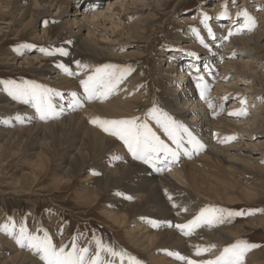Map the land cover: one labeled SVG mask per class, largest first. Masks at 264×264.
<instances>
[{"label": "bare ground", "instance_id": "bare-ground-1", "mask_svg": "<svg viewBox=\"0 0 264 264\" xmlns=\"http://www.w3.org/2000/svg\"><path fill=\"white\" fill-rule=\"evenodd\" d=\"M83 1L88 3L84 9L79 5ZM103 1H106L104 6ZM257 5L264 9V0H257ZM161 6L159 0H0V32L5 28L15 37L11 40L19 39L33 30L36 40L50 41L49 29L46 28L50 23L46 19L52 14L64 28L70 30L73 42L65 46L64 50L68 54L62 55L60 60L77 73L69 76L58 65L44 63L48 55L40 53V50L32 52V48L22 47L21 55L13 51L4 55L8 63L24 67L39 64L42 69L39 73L44 81L55 92L63 94V100L59 97L54 99L63 105L64 111L55 119L56 122L47 120L40 123L35 109L29 110V105L14 101L0 85V110L4 112L0 117H6L5 120L9 121L8 124L0 122V169L4 172L5 166L13 161L12 166L17 170L14 175L17 174L18 181L27 180L34 186L43 184V179H49L50 176L55 182L54 189L71 190V198H75L78 203L91 208L102 206L105 216L126 232L132 246L148 253L153 264H184L168 255V252H178L195 260L213 258L224 248L227 239L240 237L241 227L236 229L230 222H225L211 228L200 227L191 236H184L179 229L168 227L167 222L173 225L187 223L204 206H215L216 200L230 203L238 201L231 199L229 190L232 189L238 190L246 199L264 197V187H252L251 182V186L246 185V182H242V175H238V172L256 169L264 173L263 153L255 157L251 153L245 155L240 152L243 146H251L249 143L244 144L248 141H256L252 147L264 151V66L259 65L256 59L259 48H264L262 9L260 30L243 31L227 40L222 37L227 35L229 28L235 27L233 20L227 23L208 21L216 35V39L212 40L201 23L203 14L200 16L197 13L195 18H199V27L189 26L185 33H181V37L188 41L185 53L178 55L172 52L163 57L162 63H167V68L162 72L167 75L171 94L165 103V110L204 145L201 151L191 152V158L181 151L178 161L168 165L164 171L157 172L149 165L134 160L122 141L90 123L96 117L109 120L137 117L136 111L140 108L137 107V101L146 97L138 76H127L118 90L106 100L83 101V107L74 111L67 106L72 92L83 96L79 81L90 74L92 68L100 66L96 57L107 59L108 64L121 66L126 62L120 60L134 59L139 55L136 50L128 48L132 46L129 41L147 36V24L155 17L152 13ZM216 6L213 3L206 10H215ZM130 13L137 15L129 16ZM182 17L178 20L180 23L195 21L189 15ZM193 28L205 37L209 45L207 49L199 43ZM2 36L6 37L4 34ZM241 42L244 48L236 44ZM115 43L119 45L114 46ZM77 61L91 67L87 70L78 69ZM197 67L199 72L195 71ZM229 70L233 73L231 77L227 76ZM197 76H202L210 85L209 98L215 109H209L201 99L196 87ZM241 79L247 82L243 83ZM246 83H249L248 87ZM246 88L255 93L258 99L247 94ZM216 96L221 101H216ZM246 96L250 98L247 100L248 114L229 115L246 107L240 103ZM225 97L226 100L231 97L230 106L222 109ZM218 108L224 113L221 114ZM214 111L218 114L213 115ZM18 116L24 118L23 123L16 119ZM144 116L143 112L138 115L141 118ZM152 126L162 139L171 144L166 136L162 137L155 123ZM229 136H235L236 139L221 142ZM244 140L246 142H242ZM184 146L191 151L186 139ZM114 155L122 159L113 160ZM22 168L30 169V172L25 173ZM87 169L90 174L82 181L85 185L76 189L79 174ZM224 180L233 185L226 186ZM173 203L182 207H173ZM152 221L157 222L158 226L154 227ZM259 229L264 227L260 226ZM3 244H7V240L0 237V245ZM195 245H215V248L197 257L194 255ZM14 260L12 264H43L32 254L18 249L14 251ZM244 264H264V255L254 248L246 253Z\"/></svg>", "mask_w": 264, "mask_h": 264}, {"label": "rangeland", "instance_id": "rangeland-1", "mask_svg": "<svg viewBox=\"0 0 264 264\" xmlns=\"http://www.w3.org/2000/svg\"><path fill=\"white\" fill-rule=\"evenodd\" d=\"M73 1L74 0H72V2ZM159 1L161 2L162 6L160 7V9H154L152 13L155 14V17L154 20L148 22L147 24V28L149 27V30L147 29V38L142 37L138 40L129 41L132 46H129L128 48L136 50L139 55H137V57L134 59L119 61L122 63L126 62L124 65L121 66H131L134 69V71H132L131 74L128 76H138L141 79L140 84L144 88V91H146L145 99H140V101H137V107L140 108L137 109L138 111H136V115H140L142 112L146 114L149 108L153 107L154 104L161 108L163 111L167 112L165 110V103L168 102L169 95L171 96V94L168 91L166 79L167 75L162 72L163 70L165 71V69L167 68V63H162V60L165 55H170L172 52H176L178 55L185 53L184 48L188 41L187 39H183L181 37V33H185L187 27L189 26H194L196 28L199 27V18H195V14L199 13V15L201 16V14L207 13L210 17H212V19L209 20L212 22H214L215 20H220L223 23H227L228 21L233 20L236 24L233 28L235 29L239 26L237 24H239L240 21L242 22V20L238 21L236 19L235 14L241 9H246L257 21V25L252 31L257 32L258 30H260L261 26L262 19L259 18L261 14L260 10L262 9V7L258 6L259 3L257 5V0H235V3H233L232 0ZM213 3L218 5L216 6L215 10H206V8L210 7ZM105 4L106 1H103L102 6H104ZM79 5H82V9H84L86 6H88V3L83 1ZM222 5H227L228 11L231 15V19L217 18L218 14L223 10ZM262 11L264 12V9H262ZM144 13L146 14V12ZM133 15L137 14H129V16ZM183 15H189L191 18H195V21L192 23H180L178 20ZM46 20L48 21V23H50L49 26H46V28L49 29L48 37L50 38V41L36 40L34 36L35 33L33 30L31 32L29 31L24 36H20L19 39L16 38L15 40H11L15 37L8 33L9 31H6L5 28L2 32H0V80H15L18 83L24 80H29L53 90V88L49 86L48 83L45 82L43 77L41 76L42 69L40 68L39 64L36 66L29 67L25 65L27 67H24V65L5 62L4 59L5 56L12 51L14 53L16 52L15 54L19 53L18 55L23 54L22 46L25 44L35 45V47L32 48V52H34L35 50L39 51L41 48H48L47 50L49 51H54L58 48L65 49L66 45L68 46L69 43L73 42V36L70 30L64 28L62 23L60 21H57V19L53 17V14L48 15ZM244 32L247 33L250 31L244 30ZM2 34L6 35V37L2 36ZM57 40L59 42H56ZM235 42H233V44ZM236 44H239L240 47L244 46L242 42ZM118 45V43L114 44V46ZM17 49H19V51H17ZM40 53L42 52L40 51ZM24 55L27 54L24 53ZM54 55H48V58H46V60H43V62H47L48 64L54 63V65L62 64L60 60V58H62V55H60L59 53ZM256 59L258 60L259 65L264 66V48H259V50L257 51ZM95 60L99 61L98 64L100 66L108 64L107 59L96 57ZM40 70L41 72L39 73ZM231 71L232 70L228 71L227 76L230 75L231 77V75H233ZM247 79H249V77H247ZM241 81L243 83L247 82L244 79H241ZM262 83L264 88V82ZM246 85L248 87L249 83H246ZM246 89L247 90L245 92L247 94L256 96V98L258 97L250 89ZM217 97L218 96H216L215 98L216 101H221V99H218ZM245 98L246 101L250 99L247 96ZM230 99L228 98V100L225 101L222 106V109H227V107L230 106ZM251 103H254V101ZM28 105L29 107L27 108L32 109V106L30 104ZM246 108L248 109L247 103ZM220 109L221 108H218L219 112L223 114L224 112H222V110ZM167 113L169 114V112ZM3 114L4 112L0 110V116H2ZM5 118L0 117V120H5ZM50 121L56 122L55 119H49V122ZM151 122L152 124L154 123L153 121ZM40 123H43V120H40ZM160 133H162L161 130ZM242 142H246V140ZM247 143H249L251 146H243L244 149L240 150V152L242 151V153L245 155L247 153H251L255 157H260V155L263 153L264 156V151H262V149L261 151H259V149H255L254 147H252L253 144L257 143L256 141H248L244 144ZM12 164L13 161L10 162L9 166H5L6 168H4V172L0 169V225L9 222V218H12L17 225H19L21 222L26 223L29 231L31 232H37L38 229L46 230L49 235L52 236L54 243H56L57 245L67 244L69 247L71 246L72 238L74 235L79 234L78 244L80 247H85L88 246L93 234H95L97 237L101 238L104 242L112 245L117 250L123 249L131 256L136 257L139 261L142 262V264H153L150 260V257L148 256L149 254L142 252L141 250L136 249L134 246H132L128 241L126 232L124 230H120L117 225H115L110 219L105 216L104 211L102 210V206L99 205L96 208H91V206L88 207L87 205H83V203L80 202L79 205L78 201L75 198H71V190L54 189L55 182L52 181L50 176L48 177L49 179L44 178L43 184L39 186H34L33 183L27 182V180H24L26 182L18 181L17 174L14 175L17 170H14ZM20 169L21 168H19L18 170ZM22 171L25 173H29L30 169L22 168ZM18 173L22 172L19 171ZM88 174H90L88 169L85 170L83 174H79V178L77 179V183L75 185L76 189H79L80 185H85V183H82V181L85 180L86 175ZM238 175L241 176V179L244 178V181L242 180V182H246V185L249 184L251 186L252 184V187H264V173L260 170H248L244 171V173L238 172ZM224 181L226 183H224L226 186H229L230 184L233 185V183L228 180ZM229 191L231 199H236L238 201H235L236 203H230L226 200H216L217 202H215V206H222L231 210L264 209V197H251L246 199L238 190L232 189ZM208 203L211 204V201H208ZM230 223L233 225V227H236V229H238V226L241 227L240 231L242 235L240 234V237H236L233 239H227L223 247H226L239 239H244L249 243L259 245V247L255 248V250L256 252L260 253V255H264V229H259L260 226L264 227V212H256L252 215L236 217L232 219ZM3 234V232H0V237H2V239L7 240V244L0 245V264H10V262L11 264L14 263V251H17V249L19 251L25 252L26 254H32L34 257L39 259L37 254L33 253L27 248H21L16 244L14 239H12L6 234ZM38 234L42 235V231L38 232ZM92 250H95L94 242L92 243ZM124 264H128V261L125 260Z\"/></svg>", "mask_w": 264, "mask_h": 264}, {"label": "snow or ice", "instance_id": "snow-or-ice-1", "mask_svg": "<svg viewBox=\"0 0 264 264\" xmlns=\"http://www.w3.org/2000/svg\"><path fill=\"white\" fill-rule=\"evenodd\" d=\"M232 2L235 3V0H232ZM222 8L223 10L218 14L217 18L231 19L227 5H222ZM92 10L94 11L95 9ZM210 19L212 17L204 13L201 23L207 30L208 37L215 40L216 35L208 24ZM236 19L238 21L242 20V22L239 23V26L235 30L229 28L227 35L223 36L222 39L227 40L230 36L240 34L244 30L251 31L257 25L256 19L246 9H241L237 12ZM192 31L199 43L207 49L209 45L205 42V37L196 28H193ZM22 47L34 48L35 45L25 44ZM40 51L47 55H54L56 53L60 55L68 54L63 48H58L54 51L41 48ZM76 65L81 70H87L91 67L87 64H81L79 61L76 62ZM58 67L69 76L77 75V73L72 72L63 64L58 65ZM205 68H207V65H205ZM132 71L134 69L131 66L115 64H105L92 68L91 73L79 81L80 87L83 89V96H79L77 92H72L70 94L71 100L67 105L68 108L74 111L77 108L83 107V101L106 100L118 90L124 79ZM195 71L199 72V67ZM0 85L3 86L2 90L14 101L25 105L30 104L35 109V113L40 120L57 119L63 114V105L58 104L54 99V97H59L61 100L64 99L63 94L60 92H55L50 88L29 80L19 83L15 80H0ZM196 87L199 89L201 99L207 103L209 109H215L213 101L209 98L210 85L202 76L196 77ZM223 99L226 100L227 97ZM240 103L241 105H246L247 101L246 99H241ZM217 114V112H213V115ZM247 114L246 107H241L240 110L229 113V115L235 116H246ZM16 119L20 123L24 122L23 117L18 116ZM150 121H154L157 128L162 130L163 135L167 137V141H170L171 144L162 139L161 135H158L157 130H154ZM0 122L4 124L9 123L8 120ZM90 123L97 125L105 133L122 141L134 160L149 165L157 172L164 171L168 165L178 161L181 151H183L184 155L191 158V152H199L204 148V145L200 143L185 125L175 120L155 104L147 111L143 118L133 117L130 119L109 120L96 117L92 118ZM185 139L187 144L191 145V151L185 148ZM234 139H236L235 136H229L221 142L232 141ZM112 159L121 160L122 157L114 155ZM128 199H131V197H128ZM169 199L171 200L172 197L169 196ZM173 207L180 208L182 206L173 203ZM183 210L187 211L186 208ZM256 212H264V209L231 210L214 205H206L187 223L173 225L171 222H167V226L179 229L184 236H191L200 227L207 226L211 228L225 222H231L236 217L252 215ZM151 223L154 227L158 226L155 221ZM41 231L42 235L38 234ZM0 232L14 239L16 244L21 248H27L37 254L43 264H124L125 260L128 261V264H142L136 257L131 256L123 249L117 250L95 234H93L88 246L85 247H80L78 244L79 234L73 236L70 247L67 244L57 245L46 230L38 229L37 232H31L26 223L21 222L17 225L12 218H9V222L0 225ZM93 242L95 243L94 251L92 250ZM193 247L194 255L200 257L205 253H210L215 248V245H195ZM257 247L259 245L239 239L224 247L213 258L195 260L183 256L178 252H168V255L183 261L184 264H244L246 253Z\"/></svg>", "mask_w": 264, "mask_h": 264}]
</instances>
